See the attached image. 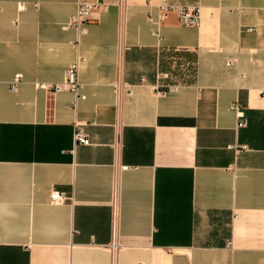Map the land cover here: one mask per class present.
Listing matches in <instances>:
<instances>
[{
    "label": "crops",
    "instance_id": "0c3cea01",
    "mask_svg": "<svg viewBox=\"0 0 264 264\" xmlns=\"http://www.w3.org/2000/svg\"><path fill=\"white\" fill-rule=\"evenodd\" d=\"M96 1L0 0V264H264V0Z\"/></svg>",
    "mask_w": 264,
    "mask_h": 264
},
{
    "label": "built area",
    "instance_id": "2783aa9c",
    "mask_svg": "<svg viewBox=\"0 0 264 264\" xmlns=\"http://www.w3.org/2000/svg\"><path fill=\"white\" fill-rule=\"evenodd\" d=\"M120 6H123V3L120 1L118 3ZM107 4L103 0H98L96 2H85V3H79L78 10L76 15L70 20V26L73 27L77 33L78 37L82 35H86L88 33V24L92 20L93 13L97 11L100 8L106 7ZM25 9V5L23 3H20L18 5V10L23 11ZM170 14H176L180 23L183 26L189 27V28H195L200 25L201 21V12L199 7H191V6H183L179 4H173L168 2L167 0H162L159 4V14L157 20H155L156 25L159 26L161 23L166 20V18ZM155 36L160 38L161 34L159 29H157L154 32ZM79 42L77 41V44ZM83 61V57L78 55L75 62L70 64L68 68L65 71V78L63 82L61 83H54V84H38V87L42 89L49 90L54 93H59L63 91H69L71 92L75 97V104H77L78 101L84 100L86 96L82 93L83 84L80 82L79 73H80V66ZM23 81V75L22 74H16V76L13 78V80L10 82V89L15 91L19 87L20 83ZM114 88L117 94H120L123 88L126 87V84H124L121 80V77L119 76L115 82H114ZM232 109L236 112L237 118H238V127H243L246 125V117L244 113V107L239 102L236 101L233 103ZM74 139L77 144L82 145H90V139L85 132L84 128L82 126H77L75 133H74ZM245 149V147H243ZM121 170L128 169V166H122L120 168ZM65 194L63 192L53 190L51 194V201L53 203H61L63 200H65ZM117 203H118V194L117 190L114 194V200L112 202L115 216H116V209H117ZM114 228L116 229L115 225ZM115 242L113 243V246L115 247ZM227 246H231V242L227 243Z\"/></svg>",
    "mask_w": 264,
    "mask_h": 264
}]
</instances>
